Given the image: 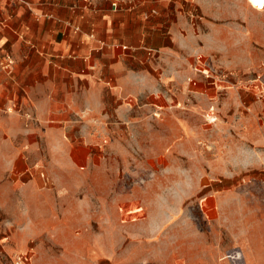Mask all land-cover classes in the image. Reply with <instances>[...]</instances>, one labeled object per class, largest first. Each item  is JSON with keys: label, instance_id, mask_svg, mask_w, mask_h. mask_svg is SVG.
Instances as JSON below:
<instances>
[{"label": "rangeland", "instance_id": "374dc122", "mask_svg": "<svg viewBox=\"0 0 264 264\" xmlns=\"http://www.w3.org/2000/svg\"><path fill=\"white\" fill-rule=\"evenodd\" d=\"M118 1L112 12L133 9ZM180 1L176 53L206 87L173 103L187 128L107 139L100 165L57 169L25 196L18 157L6 168L22 156V110L0 109V264H232L231 250L264 264L263 3Z\"/></svg>", "mask_w": 264, "mask_h": 264}, {"label": "crops", "instance_id": "0c3cea01", "mask_svg": "<svg viewBox=\"0 0 264 264\" xmlns=\"http://www.w3.org/2000/svg\"><path fill=\"white\" fill-rule=\"evenodd\" d=\"M28 1L0 0V109L18 100L22 110V156H9L6 168L11 175V158L19 159L22 195L57 169L100 165L107 139L187 128L173 103L196 100L206 87L187 81L176 53L180 0H134L120 13L109 0H89L91 8L84 0Z\"/></svg>", "mask_w": 264, "mask_h": 264}, {"label": "built area", "instance_id": "2783aa9c", "mask_svg": "<svg viewBox=\"0 0 264 264\" xmlns=\"http://www.w3.org/2000/svg\"><path fill=\"white\" fill-rule=\"evenodd\" d=\"M17 1H20L22 2L23 4H29V1L28 0H17ZM87 4H89L90 6V3H89V0H84ZM120 2L118 0H113L111 2V10L114 11V12H117L119 9H120ZM225 258L227 260H229L232 264H236L237 262H241L242 261V258H243V255L241 254L240 251L238 250H231L229 252H226V255H225ZM22 263V256H17L16 260L13 261V264H21Z\"/></svg>", "mask_w": 264, "mask_h": 264}, {"label": "bare ground", "instance_id": "6f19581e", "mask_svg": "<svg viewBox=\"0 0 264 264\" xmlns=\"http://www.w3.org/2000/svg\"><path fill=\"white\" fill-rule=\"evenodd\" d=\"M249 5H251L253 8L257 9L262 3L264 7V0H247Z\"/></svg>", "mask_w": 264, "mask_h": 264}]
</instances>
